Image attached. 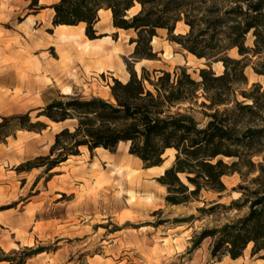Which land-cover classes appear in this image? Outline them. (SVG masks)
Here are the masks:
<instances>
[{"label": "rangeland", "instance_id": "374dc122", "mask_svg": "<svg viewBox=\"0 0 264 264\" xmlns=\"http://www.w3.org/2000/svg\"><path fill=\"white\" fill-rule=\"evenodd\" d=\"M31 2L0 0V121L2 117L31 112L33 122L39 120L47 126L40 133L27 134L13 122L1 131L8 137L0 143V249L6 255L25 247L43 250L25 264H264V250L252 255V244L235 260L225 255L213 257L211 238L194 247L195 237L202 231L219 228L248 212L247 206L241 210H207L217 204L228 207L241 196L237 188L247 182L239 173L222 178L224 192L203 191L200 201L172 207L166 204L167 191L160 188L157 177L140 178L137 185L130 186L125 176L116 174L115 165L123 159H128L138 175L144 168L141 161L130 156L126 143L113 153L80 149L79 155L70 156L48 174L43 173V168L16 170L28 160L48 155L55 134L75 125L73 121L51 124L43 117L36 118L39 108L60 95L112 100L109 85L113 79H129L128 65L139 76L145 67L151 78L154 70L173 73L186 68L196 80L199 69L205 67V60L170 42L167 31L161 29L156 30L151 41L156 58L135 61V43L130 40L137 37L136 33L114 29L111 16L105 12L99 13L94 26L96 35L103 36L91 40L93 53L80 54L74 41L56 40L53 10L47 7L56 2L38 0V7L46 6L36 10L30 9ZM138 10L136 5L129 13ZM73 27L76 32L80 30L79 24ZM85 27L84 24L82 37L76 35L77 42L87 38ZM187 31L183 22L177 24L176 34ZM245 44L254 46L252 33L247 35ZM228 55L240 58L236 49ZM246 62L247 83L237 85L238 101L244 100L240 91L249 90L253 84L261 86L260 92L264 90V75L260 74L264 73V51L249 54ZM211 68L216 74L223 72L221 63H213ZM66 87L68 94L63 91ZM202 100L200 97L198 103ZM191 113L201 126L207 123L201 107L194 105ZM252 121L251 126L264 127V105L256 110ZM174 155V150L165 153L162 172L173 164ZM253 161L264 163V151ZM156 171L154 175L160 173ZM256 175L251 173L248 180ZM132 193L134 200H130ZM149 194L152 202L145 199ZM200 208L205 212L198 211Z\"/></svg>", "mask_w": 264, "mask_h": 264}, {"label": "trees", "instance_id": "16d2710c", "mask_svg": "<svg viewBox=\"0 0 264 264\" xmlns=\"http://www.w3.org/2000/svg\"><path fill=\"white\" fill-rule=\"evenodd\" d=\"M136 5L139 10L130 14ZM47 7L53 10V26L84 23L89 40L103 36L96 35L94 26L99 10H110L113 28L133 30L137 35L130 40L135 43V61L156 58L151 41L157 29H164L170 42L205 60V67L199 69L196 80L186 68L173 73L154 70L151 78L145 67L139 76L128 65L129 79H113L109 85L112 100L60 95L39 108L36 118L73 121L75 125L55 134L48 155L28 160L16 170L43 168L48 174L70 156L79 155L81 147L91 153L97 148L113 153L120 142L128 143V153L150 168L162 165L166 150L173 149V164L156 178L166 188L168 205L198 202L203 191L222 193L226 190L222 178L234 173L247 182L238 186L241 196L228 207L217 204L207 210L247 206L248 212L219 228L202 231L195 237L194 247L211 238V255L232 260L241 257L249 244L252 255L263 251L264 163H255L253 157L264 151V127L250 123L264 105V90L260 92L261 86L253 84L240 91L244 100L238 101L236 87L247 83L248 55L264 51V0H58ZM42 8L38 0H32L30 9ZM180 22L188 27L185 34L175 33ZM249 33L254 36L253 47L245 44ZM233 49L240 58L228 55ZM218 62L223 66L221 74L211 68ZM200 97L204 100L198 103ZM194 105L208 118L203 126L191 113ZM30 113L2 117L0 143L8 137L1 131L13 122L19 130L40 133L46 128L42 121L33 122ZM224 158L232 161L227 163ZM251 173L257 175L248 180ZM42 251L25 247L6 255L0 249V263L25 264Z\"/></svg>", "mask_w": 264, "mask_h": 264}, {"label": "bare ground", "instance_id": "6f19581e", "mask_svg": "<svg viewBox=\"0 0 264 264\" xmlns=\"http://www.w3.org/2000/svg\"><path fill=\"white\" fill-rule=\"evenodd\" d=\"M55 2H57L58 0H54ZM44 2L46 3H49V2H52V0H44ZM54 3V2H53ZM131 11V10H130ZM99 12L101 13V10H99ZM98 12V13H99ZM111 13L110 10H108V14ZM84 25V23H79V26H80V30L79 31H74V27L73 26H68V25H58L56 26V40L57 41H60V42H65V41H74V43L76 44L77 46V49L78 51H80V54H92L93 51H91L92 49L90 48V41L89 39L85 38V40H83V42H77L76 40V35H79L80 37L83 36L82 34V26ZM78 27V26H76ZM118 31H124L123 29H117ZM161 30H164V29H161ZM79 38V37H78ZM105 38V37H104ZM155 37H153L152 39V43L154 41ZM101 40V39H100ZM51 46H53V43H51ZM185 52H187L186 50H184ZM189 55H191L190 53H188ZM193 56V55H191ZM194 57V56H193ZM97 60V59H96ZM93 61V60H92ZM97 63V61H95ZM98 64V63H97ZM217 64H220V62H218ZM96 65V64H94ZM30 84V83H29ZM30 86V85H29ZM32 86V85H31ZM64 93H69V88H64L63 89ZM51 124H55L54 122H50ZM123 143V142H120L119 145ZM128 145V143H126ZM118 145V146H119ZM80 149H84L87 151V148L86 147H81ZM97 149H100V150H104L102 148H97ZM170 150H173V149H167V151H170ZM104 151H107V150H104ZM165 152V153H166ZM165 155V154H164ZM131 156V155H130ZM73 157V156H71ZM136 158L139 162L141 161L139 158L137 157H134ZM164 164V163H163ZM163 164L162 165H159L158 168L156 170H158L161 174H163L162 170H163ZM109 167L112 168V165L109 164ZM58 167L54 168V169H57ZM53 169V170H54ZM115 171L117 172L116 174L123 178L125 176V182L127 184H129L130 186H134V185H137L139 183V180L140 178L143 177V174L144 173H140V175H138V170H134L131 168V166L129 165L128 163V159H123V160H119V163H117L115 165ZM91 177V176H90ZM97 177V176H96ZM104 177L106 178V176L104 175ZM98 178V177H97ZM96 178V179H97ZM102 178V177H100ZM110 177H108L109 179ZM99 179V178H98ZM104 179V178H103ZM107 179V180H108ZM100 180V179H99ZM102 180V179H101ZM100 180V181H101ZM105 180V179H104ZM109 183V182H108ZM142 187V186H141ZM131 193V192H130ZM129 194V193H128ZM135 199V196L133 195V193L130 195V200H134ZM145 199L147 202H152V196L149 194L147 196H145ZM146 202V203H147ZM250 245V244H249ZM248 245V246H249Z\"/></svg>", "mask_w": 264, "mask_h": 264}, {"label": "crops", "instance_id": "0c3cea01", "mask_svg": "<svg viewBox=\"0 0 264 264\" xmlns=\"http://www.w3.org/2000/svg\"><path fill=\"white\" fill-rule=\"evenodd\" d=\"M49 3H51V2H49ZM40 4H42V3H40ZM46 4H48V3H46ZM46 4H44V6H46ZM101 12H105L106 14H108V10H102L101 9ZM109 15L111 16V13H109ZM114 29H116V28H114ZM124 31H129V30H124ZM89 41L91 42V40H89ZM142 61H144V60H142ZM109 70H111V69H109ZM100 72H102V71H100ZM24 133H27V134L28 133L37 134V133H34V132H27V131H24ZM157 168H158V166H156V167H150V168H143L142 173H144V174H143L142 179L143 178H146L147 176L159 177L161 175V173H157L158 175H154L157 172L156 171ZM160 188L161 189H164L165 187L162 186V185H160ZM179 206L180 205H173L172 207H179Z\"/></svg>", "mask_w": 264, "mask_h": 264}]
</instances>
